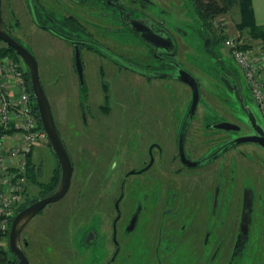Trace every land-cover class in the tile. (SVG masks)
<instances>
[{"label":"flooded vegetation","instance_id":"flooded-vegetation-1","mask_svg":"<svg viewBox=\"0 0 264 264\" xmlns=\"http://www.w3.org/2000/svg\"><path fill=\"white\" fill-rule=\"evenodd\" d=\"M166 3L167 0H1L4 28L34 54L39 67L38 47L34 44L37 33L48 37L52 49L69 54L70 62L64 67H71L79 84L77 103H70V116L79 115L81 120L80 125L72 123L71 126L92 133L100 129L108 131L112 126L102 119L118 112L122 124L117 128L135 140L131 148L125 143L116 148L118 154L124 155V167L100 170L98 179H94L96 183L91 179L92 174L84 175L82 189L74 190L75 164L71 158V185L62 199L69 198L72 193V206L65 210L60 223L62 227L71 225L72 237L62 244L56 239V232L52 236L40 230L35 248L37 263L264 264V220L253 223V188L248 187L235 170L236 173L228 179L229 186L233 187L230 195L226 192L221 197V190L212 188L214 179L202 176L212 165L232 152H241L240 148L244 146L264 153V149L255 143L237 144L233 141L254 134L249 125V110H242L235 92L222 81L226 78L232 85L236 84L245 107H251L248 102L252 97L244 94L236 69L214 57L221 69L219 80L228 91L234 113L227 115L215 108V113L209 110L211 118L204 128L225 133L226 137L214 142L216 135L209 136L211 142L217 144L200 154L191 142V131L202 104L201 89L192 116H188L192 92L184 83L190 91V99L180 115L153 112L146 103L149 85L157 79L163 80L148 78L130 65L162 73L175 71L176 67L170 64L173 61L182 66L183 63L176 59V34H184V31L175 19L170 24ZM167 33L175 43V50L171 53L160 48L167 43ZM142 37L161 46L152 48ZM217 43L222 45L220 37ZM77 53L82 75L77 69ZM51 67L53 65L48 78L53 77L51 80L58 82L61 74ZM27 73L26 70V81L30 84ZM193 76L201 88L198 77ZM40 80L42 83L41 76ZM136 104L139 110L134 108ZM168 118L170 125L166 123ZM221 123H231L238 130L217 128ZM56 127L61 136L57 124ZM182 131L184 154L180 149ZM41 160L37 163L32 160V172L40 190L21 210L53 193L60 182L58 160L57 174L53 178L58 177L57 185L52 187L53 183L40 181ZM233 193H240L241 199L235 210ZM45 207L35 216L41 215L42 218ZM232 215L239 216L238 223L231 221ZM28 224L20 236L27 234L28 240L25 238L22 245L20 239V245L30 264Z\"/></svg>","mask_w":264,"mask_h":264},{"label":"rangeland","instance_id":"rangeland-1","mask_svg":"<svg viewBox=\"0 0 264 264\" xmlns=\"http://www.w3.org/2000/svg\"><path fill=\"white\" fill-rule=\"evenodd\" d=\"M165 9L167 10L166 12L169 16L170 24H172V20L175 19V23L184 31V34H176L178 41L176 59L183 63L182 66L184 69L198 77L200 82L202 104L198 107L197 119L193 124L191 142L195 145L198 153L201 154L217 144L211 142L209 136L216 135V140L214 142H218V140L226 137L225 133L219 131L213 132L204 128L205 123H208L211 118L212 112L209 110H213V113H215V108L225 112L227 115L234 113L233 103L228 95V91L219 80L218 75H220L221 69L218 61L214 58L215 56L222 59L227 67L236 69L244 94L246 97H251L244 75L232 57L230 50L224 46L222 41V45L218 44L217 41L215 42L212 36L213 32L215 35H218V37L219 34H223L225 37L241 36L240 32H238L235 27V24L239 21L238 7L237 5H233L228 13L215 18V20L211 22L209 31L202 28L203 21L195 12L191 0H167ZM35 40L34 44L38 47L36 54L40 61L39 70L43 81L42 85L50 102L55 123L61 133V138L64 140L69 150L70 157L75 164L73 181L75 180L76 182L74 190L78 188L82 189L85 180L84 175L87 176L88 174H92L91 179L94 181V179H98V172L102 169L109 168L110 170L111 168L117 167L121 169L124 167L126 165L125 159L123 158L124 155L122 157L118 154L116 148L124 143L127 144V147L131 148V143H134L135 140H132L127 132L123 133L117 128V125L119 126L122 124L118 112H113L109 118L102 119L103 122H109V124H111L112 127L108 131L100 129L98 132L92 133L72 127V123L76 124V126L80 125L81 120L79 115H77V117L76 115L74 117L70 116L72 110L70 103H77L79 84L71 67L68 69L64 67L66 66L65 63L70 62L68 58L69 54L60 49H52L50 46L51 42L48 41V37L43 33H37ZM207 41L208 46L206 44ZM52 65L53 67H51V69H57L58 73L61 74L58 82L51 80L53 77L48 78V72ZM93 74L94 77H96V73ZM160 80L161 79L152 81L149 85V94L147 93L146 98L147 108L153 112H167V114L170 115H180L182 111L186 109L190 99V91L179 81L167 79H162L163 81ZM95 89L96 86L93 90ZM57 94L60 95L56 96ZM248 103L264 127V116L257 103L252 98ZM134 108L139 110L137 104ZM127 120L128 119H126V121ZM166 123L170 125L169 118L166 120ZM240 151L243 152V154H241V152H232L228 154L224 160L222 159L220 162L212 165L202 176H205L206 179L211 177L214 179L212 188H219V190H221V197L226 192L229 196L233 187L229 186L228 179L235 174V170H237V175H239L240 179L244 181V183H247L248 187L253 188V190H251L255 193V199L253 200V206H255L253 223L256 224L264 220V218H262V216H264V153L251 146H244L240 148ZM31 158L33 161H36V163L42 159L43 171L39 179L42 183L52 184L54 181L53 178L55 174H57V159L48 144L47 138L42 139L35 145ZM31 174L33 177L35 176L32 171ZM94 183L96 182L94 181ZM238 184H240V182H238ZM39 190L40 187L37 180L29 179L17 207H22L31 199L35 198ZM235 195L236 194L233 193V210L241 204L240 193L236 195V201H234ZM70 196L69 198L67 196L60 201L48 204L43 211L44 215L42 218L41 215H37L29 221L30 223L26 231L30 232V247L27 248L30 264H41L37 263L38 258L36 257L35 251L37 246L36 239L39 233H41L40 230L52 236H54L56 232V239L62 244H66L67 239L70 240V237H72L71 225L68 224V226L64 225L62 227L60 223L63 220V215L65 216V210H69L72 206ZM231 221L238 223L239 216L236 217L232 215ZM253 231L255 233L256 229ZM26 237L27 234L25 237L22 235L20 238L22 245ZM26 239L28 240V238ZM2 241L6 240L3 239ZM43 264L51 263L46 262Z\"/></svg>","mask_w":264,"mask_h":264},{"label":"built area","instance_id":"built-area-1","mask_svg":"<svg viewBox=\"0 0 264 264\" xmlns=\"http://www.w3.org/2000/svg\"><path fill=\"white\" fill-rule=\"evenodd\" d=\"M223 44L264 116V42L229 36ZM25 71L20 60L0 55V233L9 229L26 189L29 157L35 145L46 138Z\"/></svg>","mask_w":264,"mask_h":264},{"label":"water","instance_id":"water-1","mask_svg":"<svg viewBox=\"0 0 264 264\" xmlns=\"http://www.w3.org/2000/svg\"><path fill=\"white\" fill-rule=\"evenodd\" d=\"M142 39L152 48L157 49L161 46L157 43H154L155 42L154 40L149 41L145 37L144 38L142 37ZM0 40L15 50L16 54L19 56L20 60L24 64V67L26 68L30 76V87L38 107L41 124L46 133V138L48 139V142L52 146L55 155L57 157L58 163L61 167V178L55 191L48 196L35 200L26 208L20 210L18 213L15 214L11 222L10 231L8 235L9 249L12 252V254L16 256L20 264H29L27 256L25 255L20 245L21 233L26 227V225L29 223V221L36 214H38L46 205L61 200L67 194L71 185L73 164L70 154L65 146V143L63 142L56 127L50 102L48 100V97L45 93V90L40 80L38 62L34 54L26 47L21 45L12 36H10L9 33L4 28L2 22V15H1V0H0ZM165 42L167 43H165V45L161 46L160 48L162 50L167 51L168 53L173 52L175 50V43L169 33L166 34ZM206 44H208V41L206 42ZM76 62H77L78 72L80 73V75H82V65H81L79 53L76 54ZM170 64L176 67L175 71L163 72V73L140 70L139 67L134 66L132 64L130 65L133 69L140 71L148 78L154 77V78H162V79H172L187 84L191 88V92H192V101L189 108L188 116H192L198 106V102L200 98L199 84L197 80L194 78V76L190 74L187 70H185L178 62L173 61V63L171 62ZM222 81L230 91L235 92V94L239 99L242 110L245 112H248L249 110V114H248L249 125L254 130V134L243 136L234 139L233 141L237 144L247 143V142L255 143L264 149V127L262 126L260 121L256 119L254 115L255 112L252 110L251 107H245L244 98L243 96H240L239 89L236 84L232 85L230 81L226 78H223ZM216 127L225 130H238V127L234 126L231 123H221ZM180 149H181V153L184 154L183 131L180 138ZM188 165L196 166L197 163H188Z\"/></svg>","mask_w":264,"mask_h":264},{"label":"trees","instance_id":"trees-1","mask_svg":"<svg viewBox=\"0 0 264 264\" xmlns=\"http://www.w3.org/2000/svg\"><path fill=\"white\" fill-rule=\"evenodd\" d=\"M191 3L195 12L200 16L201 20L203 21L202 28H204V30L207 29L208 31L210 29L209 27L211 26V22L215 20V18L228 13V11L232 8L233 5H237L239 12V21L235 24L237 31L240 32L241 36L245 40L248 41L261 40L262 42H264V25H258L255 21L254 11L252 8V0H191ZM212 36L214 37L215 42L216 41L218 42L219 37L221 38L222 42L224 41L223 39L226 38L225 35L223 34L222 35L219 34L218 37L217 35H215L214 32L212 33ZM0 44L2 45V47L0 48V55H7L16 60H20L19 56L16 54L13 48L6 46L1 40H0ZM27 87L33 99L35 100L28 81H27ZM35 109L37 112V116L39 117V111L36 101H35ZM48 144L50 143L48 142ZM31 155L29 157V164H28V181L29 179H34L33 175L31 174L32 164H33ZM57 183H58V177L54 179L52 187H55ZM21 208L22 207L19 208L17 207L16 213H18L21 210ZM9 231H10V227L7 231L0 233V240L1 241L3 239L6 240L3 241L5 242V245H0V264H20L16 256H14L9 249L8 246Z\"/></svg>","mask_w":264,"mask_h":264},{"label":"crops","instance_id":"crops-1","mask_svg":"<svg viewBox=\"0 0 264 264\" xmlns=\"http://www.w3.org/2000/svg\"><path fill=\"white\" fill-rule=\"evenodd\" d=\"M252 8L256 23L264 25V0H252ZM0 245H5V242L3 244V241H1Z\"/></svg>","mask_w":264,"mask_h":264}]
</instances>
